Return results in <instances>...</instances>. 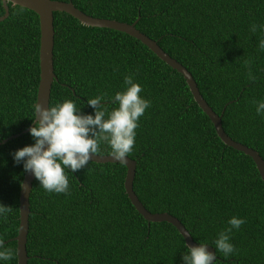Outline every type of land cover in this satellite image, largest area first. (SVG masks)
Wrapping results in <instances>:
<instances>
[{"label":"trees","instance_id":"16d2710c","mask_svg":"<svg viewBox=\"0 0 264 264\" xmlns=\"http://www.w3.org/2000/svg\"><path fill=\"white\" fill-rule=\"evenodd\" d=\"M97 18L132 23L190 73L199 94L220 116L224 133L264 160V0H61ZM0 21V140L25 129L34 117L38 82V19L7 2ZM3 8L0 1V15ZM52 68L48 106L72 100L94 115L87 100L113 97L132 74L151 106L139 119L132 190L149 212H166L191 239L215 249L233 216L232 257L216 252L213 264H264V182L251 158L224 145L193 101L178 72L135 38L86 26L65 12H52ZM256 81H249L246 60ZM109 111L118 107L102 101ZM107 118V115L106 117ZM35 126V123L33 124ZM32 126V127H33ZM35 141L26 133L0 143V238L14 252L0 264H16L18 192L24 168L13 154ZM106 143L99 155L110 154ZM69 173V193L45 191L33 178L28 196L27 264H184L188 253L178 231L165 221L143 219L124 188L125 167L90 161ZM2 250V249H0Z\"/></svg>","mask_w":264,"mask_h":264},{"label":"clouds","instance_id":"9594fccd","mask_svg":"<svg viewBox=\"0 0 264 264\" xmlns=\"http://www.w3.org/2000/svg\"><path fill=\"white\" fill-rule=\"evenodd\" d=\"M264 31V25L251 26L254 33L257 29ZM264 50V39L259 43ZM252 60H246L249 81L255 82L256 76L251 70ZM125 89L116 92L113 97L97 95L88 99L87 104L95 110L94 115L81 114L80 108L72 100H65L54 106L44 107L37 103L34 106L35 126L29 129L35 143L24 146L13 154L14 163L23 162L25 172H30L40 186L47 192L57 194L69 193L68 169L77 172L87 166L90 160L100 153V146L106 143L110 147V156L120 163L126 162L135 147L136 129L139 119L145 114L151 102L142 98V86L134 81L133 75L124 77ZM102 101L118 104L108 110ZM256 113H264V102H256ZM107 115V118H105ZM11 207L0 205V217L7 218ZM246 220L233 216L229 227L218 234L215 240L216 252L223 253L224 258L232 257L237 249L229 242L233 229H239ZM206 243L188 247L183 255L184 264H213L216 252L206 248ZM0 260L8 261L14 252L5 247V240L0 238Z\"/></svg>","mask_w":264,"mask_h":264},{"label":"water","instance_id":"95a60500","mask_svg":"<svg viewBox=\"0 0 264 264\" xmlns=\"http://www.w3.org/2000/svg\"><path fill=\"white\" fill-rule=\"evenodd\" d=\"M3 8V13L0 15V21L6 18L8 14L7 2L11 5H18L33 11L37 15L38 19V82L36 86L35 102L34 106L39 103L40 105L47 107L50 86L55 76L52 68V46H53V26H52V12L60 11L65 12L71 17L75 18L79 23L92 26V27H105L113 29L116 31L123 32L140 43L145 45L153 54H155L161 61H163L170 68L174 69L176 72L181 74L183 77L188 90L192 96L193 101L201 109V111L208 117L212 126L214 128L215 134L221 140V142L243 154L249 156L253 161L255 168L258 172L260 179L264 182V160L259 156V154L252 148L245 146L237 141L232 140L228 137L220 123V116L216 114L201 97L196 87V84L191 77L190 73L177 62L174 58L170 57L166 52H164L156 43L155 40L147 37L134 26L135 21L132 23H125L116 21L113 19L97 18L89 16L75 6L72 5L70 1L61 0H0ZM35 123V119L23 129L21 132L12 134L4 139L0 140V143H4L9 139L15 138L20 134L26 133ZM90 161L103 163V162H118L115 161L110 154L107 155H96ZM120 163V162H118ZM122 164V163H121ZM125 167V174L123 178V188L124 192L129 199V202L137 211V213L146 221L160 222L165 221L170 223L183 238L185 246L188 248L190 246H198L195 243L184 226L177 220L174 216L166 212H149L137 199L136 195L132 190V179L135 169V161L126 157V162L123 163ZM34 176L30 172L23 173L22 179L20 181V187L18 192V225L16 235L12 238L15 241V254H16V264H27V255L25 251V240L27 232V221H28V196L31 188V182ZM206 248L213 251V248L206 245Z\"/></svg>","mask_w":264,"mask_h":264}]
</instances>
